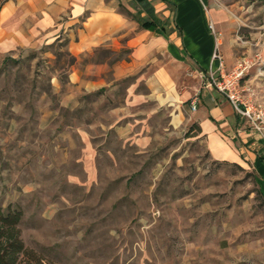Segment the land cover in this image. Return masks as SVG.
Listing matches in <instances>:
<instances>
[{
  "label": "rangeland",
  "instance_id": "obj_1",
  "mask_svg": "<svg viewBox=\"0 0 264 264\" xmlns=\"http://www.w3.org/2000/svg\"><path fill=\"white\" fill-rule=\"evenodd\" d=\"M211 1L219 52L229 69L245 61L242 92L264 108V0ZM138 8L119 6L116 40L67 6L0 49V210L22 211L21 239L42 264H264L257 175L213 157L191 115L214 66L201 77L162 52L134 62ZM87 28L109 43L82 47Z\"/></svg>",
  "mask_w": 264,
  "mask_h": 264
},
{
  "label": "crops",
  "instance_id": "obj_2",
  "mask_svg": "<svg viewBox=\"0 0 264 264\" xmlns=\"http://www.w3.org/2000/svg\"><path fill=\"white\" fill-rule=\"evenodd\" d=\"M128 0H7L0 7V49L26 45L55 23L62 10L70 6L72 16L85 12V24L98 22L112 25L114 35L119 31L122 16L119 6ZM139 8L136 15L154 18L165 27L156 33L141 29L128 40L132 45L134 62L147 59L156 52L167 54L195 71H207L214 48L209 23L218 25L220 10L211 0H133ZM100 26V25H99ZM116 33V34H115ZM117 35V36H116ZM109 35L83 30L82 47L106 43ZM112 41V40H111ZM227 62L224 66L228 70ZM164 76V75H163ZM195 84L192 83V86ZM191 91H181L182 100ZM176 100V99H175ZM193 121L204 136L210 154L215 158L241 160L251 164L264 193V131H255L250 123L238 115L230 102L216 88L201 85L197 92V106L191 112Z\"/></svg>",
  "mask_w": 264,
  "mask_h": 264
},
{
  "label": "built area",
  "instance_id": "obj_3",
  "mask_svg": "<svg viewBox=\"0 0 264 264\" xmlns=\"http://www.w3.org/2000/svg\"><path fill=\"white\" fill-rule=\"evenodd\" d=\"M212 31V24L209 23ZM213 33V32H212ZM214 36V48L210 61L214 64V69L209 70L203 85L216 88L230 102L234 111L245 118L251 127L257 132L264 131V108L260 104L253 103L250 97H245L240 86V80L245 74L247 65L245 61H238L231 69L225 70L224 60L218 49V40ZM200 76H203L202 71ZM197 106V93L190 99L189 107L193 111Z\"/></svg>",
  "mask_w": 264,
  "mask_h": 264
},
{
  "label": "trees",
  "instance_id": "obj_4",
  "mask_svg": "<svg viewBox=\"0 0 264 264\" xmlns=\"http://www.w3.org/2000/svg\"><path fill=\"white\" fill-rule=\"evenodd\" d=\"M133 18L143 29L156 33L166 31L154 18L141 19L137 16ZM21 216L22 211L17 207L8 206L5 211L0 210V264H42L39 258L28 257L29 250L21 239L18 226Z\"/></svg>",
  "mask_w": 264,
  "mask_h": 264
}]
</instances>
